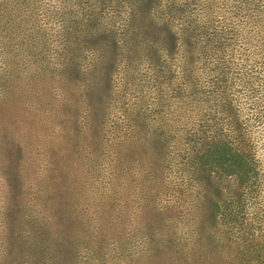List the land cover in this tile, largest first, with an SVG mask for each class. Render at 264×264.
<instances>
[{"label": "trees", "instance_id": "trees-1", "mask_svg": "<svg viewBox=\"0 0 264 264\" xmlns=\"http://www.w3.org/2000/svg\"><path fill=\"white\" fill-rule=\"evenodd\" d=\"M26 1L40 0H0V108L11 101L9 87L22 83L20 53L38 50L36 34L45 33L24 13ZM78 1L98 5L90 3L88 15L69 20L62 31L74 36L77 46L98 50L102 60L95 56L91 66L82 67L72 57L63 68L67 77L59 115L69 132L68 147L49 149L53 168L68 170L66 157L76 153L79 145L75 90L89 98L87 121L92 132L87 142L95 150L107 131L108 99L121 93V108L127 116L121 115V149L118 146L114 156L121 161V264H264V0H236L234 19L220 22L212 11L197 17L190 1ZM120 2L123 17L117 33L100 16L104 8L116 10ZM119 60L121 90L115 88L114 77ZM100 61L105 64L98 65ZM76 78L92 80L83 92L71 89L69 81ZM147 86L153 89L149 100L144 91L133 94ZM44 90L42 85L36 93L39 102L47 98ZM29 128L20 138H30ZM14 130L0 113V155L4 156L1 162H6L0 170L10 190L5 213L21 231L22 219L29 215L28 199L19 195L24 168ZM169 159L192 185L187 213L181 214L175 206L157 207L150 201L153 196L147 195L149 203L139 215L132 213L130 229L140 238L136 243L134 237L127 238L123 221V172L138 164L145 169L142 184L148 180L160 185L161 167ZM64 185L41 193L43 200L38 199V204L51 210L47 216L34 217L32 235L50 241L51 252L43 249L44 256L57 246L68 255L70 262L64 264H71L78 255L73 235L83 237V233L71 230L79 217L70 213L73 194L68 182ZM115 205L112 198L109 208ZM107 221L110 232L116 220L108 217ZM61 229L70 234L60 235ZM110 236L101 237L108 246ZM128 249L135 256H128ZM63 261L59 255L57 263Z\"/></svg>", "mask_w": 264, "mask_h": 264}, {"label": "rangeland", "instance_id": "rangeland-1", "mask_svg": "<svg viewBox=\"0 0 264 264\" xmlns=\"http://www.w3.org/2000/svg\"><path fill=\"white\" fill-rule=\"evenodd\" d=\"M175 1H190V8L199 18L201 14L206 15L212 11L215 20L219 22L223 19L231 21L234 19L232 18V9L236 0ZM26 2L27 4H23L24 13L30 20L43 27L45 33L36 34L38 50L32 53L25 51L20 53L19 58L23 62L18 65V73L22 78V83H16L9 87L7 93L11 97V101L4 103L0 108V113L5 115L11 123V131L15 129V135L19 138L22 147L21 165L24 170L21 181H19L23 184V190H20L19 195L22 198L27 197L26 208L29 215L22 219L21 231L20 226L15 225L16 227H14L13 223L7 220L8 214L5 212L7 209L6 196L10 191L9 180L2 175L0 170V264H42L43 260L46 261L45 264H60L57 263L59 255L64 257L63 264L70 262L68 255L59 252L57 246L53 248L52 254L44 256L43 249L47 248L46 251L51 252L50 241L41 235H32V232H36L34 217L39 219L42 216H47L48 210H51V206H42L43 203L38 204V199L43 196L41 193L44 194L47 187L52 189L56 185L65 186L64 184L67 182L70 185L68 186L70 194H73V197L70 198V213L79 217L76 226L71 230L79 229L83 233V237L73 235L72 242L76 243L78 255L71 259V264H121V161L117 162L114 158L118 146L121 149V115L127 116L123 114L124 111L121 108V93L114 96L112 100L108 99V106L105 109L108 116L107 131L101 135L102 140L97 141L98 149L95 150L87 142V138H90L92 132L87 121L89 98L84 99L75 90L73 105L74 107L76 105V109L79 111L75 114L81 129L78 133L79 145L76 148V153H71V156L69 154L66 157L68 170H55L52 166L51 151L49 152L50 148L58 151L59 149L56 147L58 145H61L63 149L68 147L67 135L69 132L64 126L65 122L62 123L61 114L59 115V100L61 97H65L63 84L67 76L66 71L63 73V68L66 66L67 60L75 57L82 67L91 66L95 56L98 60H102L98 50L92 52L83 44L77 46L74 36L66 35L62 30L64 24H68L69 20L75 21L87 16L89 4L98 5V2L78 0ZM207 5L209 6L208 10L204 7ZM104 9L100 16L103 23L120 33L123 17L121 2L115 7L116 10L110 7ZM61 26L62 28H60ZM104 64L100 61L98 65L103 66ZM120 69L121 60H119L118 71L114 75L117 90H121ZM142 71H147L146 66ZM90 80L92 79L76 78V81L70 80L71 84L69 85L73 90L74 87L83 90ZM42 85L46 89L44 91L47 98L39 102L35 96ZM139 89L133 91V94H141L144 91L142 94H145V99L149 100L153 89L150 86L139 87ZM129 99H133L132 96ZM73 119L71 118L72 122ZM27 128L30 129V138L24 136L20 138V135L28 132ZM3 159L4 156L1 154L0 166L5 167L6 162H1ZM144 171L145 169L135 164L134 168L123 172V221L127 238L134 237L136 243H139L138 239L140 238L137 234L134 236L136 230L133 233L131 231L133 228L130 229L132 213L139 215L140 208L149 203L147 195L153 196L150 201L151 203L153 201L157 207L168 209L175 206L181 214H185L189 207L188 197L192 194V185L189 186L186 175L174 160L169 159L161 167L162 181L160 185L148 180L142 184ZM112 198L116 199L117 205L109 208ZM108 217L111 220H116L115 227L110 232L107 227ZM19 231L23 232L22 235H18ZM28 233L32 236L22 237ZM58 233L60 235L70 234L69 231L63 229L58 230ZM104 235H111L109 246L101 239ZM73 245L70 244L71 248L75 249ZM128 252L131 253L127 254L128 256H135L132 254L133 250L128 249Z\"/></svg>", "mask_w": 264, "mask_h": 264}]
</instances>
